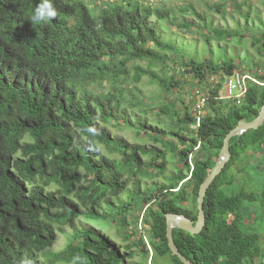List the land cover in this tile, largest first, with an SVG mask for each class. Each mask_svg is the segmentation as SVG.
I'll return each instance as SVG.
<instances>
[{
  "label": "trees",
  "instance_id": "1",
  "mask_svg": "<svg viewBox=\"0 0 264 264\" xmlns=\"http://www.w3.org/2000/svg\"><path fill=\"white\" fill-rule=\"evenodd\" d=\"M37 3L0 0V264L26 259L32 264H140L131 260L134 251L126 252L134 245L139 254L149 253L143 238L132 239L128 213L136 211L148 229L152 256L183 264L167 245L165 214L196 220L199 186L213 169L225 135L239 120H253L264 102V84L253 81L240 103L222 98L224 76L240 70L264 83V70L251 66L256 60L250 55L247 67L239 61L199 60L164 39L162 22L181 30L194 27L206 42L217 38L215 29L203 32L200 23L183 19L193 14L206 20L189 3L176 15L145 0H55L57 18L33 25L29 17ZM230 4L234 10L238 5ZM209 9L223 16L227 6L218 2ZM250 45L264 58V35H255ZM179 71L208 85L199 116L195 98L191 108L182 102L175 109L167 96L183 81ZM144 76L163 92L157 115L176 126H148L132 111L143 109L146 100L125 84ZM107 124L127 126L162 148L129 143L111 134ZM230 152L206 192L203 229L197 234L173 230L175 245L195 264H264V219L256 221L253 214L259 200L264 202V123L232 137ZM169 153L174 172L162 175L161 183H144L163 174ZM235 164L239 172L253 171L258 189L249 185L247 173L240 181L247 188L236 187ZM79 217L118 221L128 240L125 250L91 226L77 227ZM66 225L72 232L54 251L57 233ZM154 258L151 264L157 263Z\"/></svg>",
  "mask_w": 264,
  "mask_h": 264
},
{
  "label": "rangeland",
  "instance_id": "2",
  "mask_svg": "<svg viewBox=\"0 0 264 264\" xmlns=\"http://www.w3.org/2000/svg\"><path fill=\"white\" fill-rule=\"evenodd\" d=\"M147 3H151L154 7H163L167 8L168 10L174 12L176 15H178V11L180 7H184L186 3L192 4L193 8L196 12H199L200 14H205L206 20L204 22L202 21V18L197 19L195 15L193 14H184L183 19L185 21H190L196 25L200 23V25L206 30V32L212 29H215V32H218L217 38L212 39L210 42H206L204 38L202 37V33L195 29L194 27L191 30H181L180 28H176L173 24L165 25V22H162L163 24V30L164 33V39H169V41L174 45V47L180 49V50H186L190 55L194 56L196 59L199 60H205V58H211L212 60L216 62H223L228 61L232 63H236L239 61L242 64H246L245 67L250 66L249 57L248 55L252 56L254 60L253 65H251L253 68L255 65H258L260 70H264V58L259 57L258 52L255 50L254 47H252L251 41L253 40V37L255 35H264V0H145ZM234 1L235 5H237L236 9L234 10L235 6L233 7L230 3ZM223 3L224 6H227L225 15L222 16L220 12H215L209 9V7L215 3ZM233 7L231 10L230 8ZM226 8V7H225ZM249 15V17L247 16ZM176 22V21H175ZM222 28H226L229 31L227 33L226 31H223ZM230 34V35H229ZM171 35V36H170ZM229 35V36H228ZM170 36V37H169ZM181 37L184 38L185 42H189L188 44H184L182 41H180ZM198 40L197 44L193 41ZM217 39H221L218 41ZM238 46V47H237ZM238 50V51H237ZM184 52V51H183ZM239 52V53H238ZM259 60V61H257ZM241 64V65H242ZM260 64V65H259ZM243 67V66H242ZM244 68V67H243ZM252 69V68H251ZM178 76L183 78V81L181 82V85L177 87L175 92L167 93V96L169 99L174 103V108L179 109L183 104L182 102H185L188 106L190 104L191 108V101L194 99V91L195 89H201L205 93L207 91V83L204 81H198L196 79H190V75L187 74V76H184L181 74V71L178 72ZM126 88L128 90H131L132 88L139 91V96L145 99V109H133L132 111L135 112V114L140 115L141 117H144V120H146V125L159 128H163V126L171 127L173 125L176 126V123L170 119H165L163 117H160L157 115V107L161 103L160 101L162 98L160 97L163 92L159 91L157 85L155 83H151L150 78L147 76L142 77L140 79V82L134 84L131 81H128L125 84ZM93 89L98 91L99 88L97 85H93ZM208 92V91H207ZM158 94V95H157ZM221 94L223 95V86L221 88ZM155 96H158L154 98ZM149 98V99H148ZM225 98V97H224ZM128 106V103H126ZM148 105V107H146ZM142 109V110H141ZM140 110V111H139ZM143 111V112H142ZM144 111H147L148 114L145 115ZM203 111L202 113H204ZM156 120H162V122H159L158 124L155 122ZM140 125H138V128ZM106 128L111 134H114L116 136H119L121 138H124L129 143H136V142H145L147 146L151 147H158L162 148V145L160 143L152 142L150 139H147V136L144 134H141V136H137L135 132L128 128L127 126H124V128H116L112 127L111 125H106ZM191 128H194L191 126ZM168 140H172L170 136H167ZM175 143H179L178 141L174 140ZM172 155L169 153L166 155V159L168 160V165L166 167V170L163 172V174H160L158 176L153 177V179H142V181L147 183L148 185L151 183H161L164 181V176H169L171 172H174V169H176V166H174V161L171 158ZM145 160H147V157H143ZM253 164V161H252ZM240 165L235 164L231 172L235 174L236 177V187H243L244 189L247 188L246 184H241L240 181L243 177H245V174L252 176L254 173L251 171V169H247V172H239ZM250 186H253L254 188L258 189L257 186V177L252 176V180L248 181ZM262 185V184H261ZM132 186L129 185V188ZM232 191V189L230 190ZM233 192V191H232ZM119 199H124V196L119 197ZM134 211V209L132 210ZM140 212H130L128 213L129 217V229L133 231L134 236L132 239L136 240L139 238H143L146 247L149 249L148 256L145 254H139L137 252V247L132 245L126 252L134 251V256L132 257V262H139L140 264H151L153 260L152 251L150 249V245L148 243L149 233L148 229L144 227V225L141 223L140 218L142 217L140 215ZM253 214L256 221L261 222L262 219H264V202H259L254 206ZM139 215V217H138ZM138 217V220H134L135 217ZM262 219H261V218ZM261 219V220H260ZM263 221V220H262ZM77 227H81L82 225H87L93 227L95 230L100 231L103 234H107L111 236L114 240H116L120 246L121 249L124 251V246L127 244V241H124V234L125 232L123 229H121L117 223L108 220H94V219H85L83 217H79L75 222ZM64 233H57L56 242L53 245L52 249L54 251H58L61 248L64 247L66 244V235L70 234L72 232L71 227L69 226H63ZM260 238L261 242L264 241V224L260 229ZM154 261H156V264H171L168 262V258H154ZM159 261V262H158ZM130 262V260H129ZM128 263V261L126 262ZM59 264H66V263H59Z\"/></svg>",
  "mask_w": 264,
  "mask_h": 264
},
{
  "label": "water",
  "instance_id": "3",
  "mask_svg": "<svg viewBox=\"0 0 264 264\" xmlns=\"http://www.w3.org/2000/svg\"><path fill=\"white\" fill-rule=\"evenodd\" d=\"M264 123V102L259 110L258 115L251 121H246L245 119L239 120L238 124L232 128L224 137L223 145L220 149L218 158L215 162L213 169L206 176V178L201 182L197 199L196 208L197 216L196 220H192L183 214H177L173 212H168L165 214L166 220V238L167 245L172 254L176 255L183 264H195L190 259L185 257L177 248L173 238V230L180 229L187 231L191 234L199 233L205 225V211H204V199L208 188L214 181L215 177L224 168L226 162L231 157L230 152V139L234 136L241 135L243 132L249 129H257Z\"/></svg>",
  "mask_w": 264,
  "mask_h": 264
},
{
  "label": "built area",
  "instance_id": "4",
  "mask_svg": "<svg viewBox=\"0 0 264 264\" xmlns=\"http://www.w3.org/2000/svg\"><path fill=\"white\" fill-rule=\"evenodd\" d=\"M253 81L258 84H264L257 81L250 72H243L236 70L231 74L224 76L223 80V95L222 98L234 99L237 103H240L247 92L248 82ZM195 115L199 116L206 104L207 96L201 89H195L194 91ZM199 118V117H198Z\"/></svg>",
  "mask_w": 264,
  "mask_h": 264
},
{
  "label": "clouds",
  "instance_id": "5",
  "mask_svg": "<svg viewBox=\"0 0 264 264\" xmlns=\"http://www.w3.org/2000/svg\"><path fill=\"white\" fill-rule=\"evenodd\" d=\"M57 16L58 9L55 7V0H38L29 21L33 25H44L55 20ZM23 264H32V262L26 259Z\"/></svg>",
  "mask_w": 264,
  "mask_h": 264
},
{
  "label": "flooded vegetation",
  "instance_id": "6",
  "mask_svg": "<svg viewBox=\"0 0 264 264\" xmlns=\"http://www.w3.org/2000/svg\"><path fill=\"white\" fill-rule=\"evenodd\" d=\"M123 250L120 248V252H122Z\"/></svg>",
  "mask_w": 264,
  "mask_h": 264
}]
</instances>
